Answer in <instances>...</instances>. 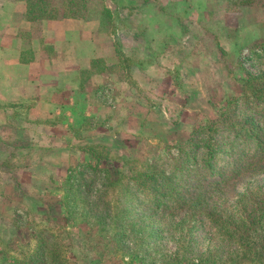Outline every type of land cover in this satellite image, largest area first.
<instances>
[{"label": "rangeland", "instance_id": "rangeland-1", "mask_svg": "<svg viewBox=\"0 0 264 264\" xmlns=\"http://www.w3.org/2000/svg\"><path fill=\"white\" fill-rule=\"evenodd\" d=\"M143 1L156 4L159 12L164 14L167 26H172L167 16L176 17L179 11L184 10L174 1L168 3L170 0ZM33 3L37 7L43 6L39 0H33ZM113 3L114 0H104L95 5L104 7ZM190 3L193 9H204L201 0H191ZM227 3L221 6L224 14L207 10L204 14H194L196 18L187 19L186 24L183 21L180 27L190 29L192 33L199 31L197 37L201 41V53L196 51L198 47L193 48L194 42L188 46L187 53L200 54V58L188 64L186 61V95L177 90L184 85V78L175 75L174 89L170 86L159 96V113L147 117L149 126L135 137L129 138L130 133H126L127 136L116 133L104 142L105 146L97 143L95 147H71V155L63 158L67 160L62 163L51 162L54 157L49 154L50 162L47 164L43 163L45 157L41 152L46 154L47 150L52 149L16 146L36 140L32 141L21 131L11 130L10 127L7 129L5 117H0V141L3 143L0 147V203L4 199L9 202L11 214L7 217L12 225L0 226V264H28L44 231L49 241L60 245L65 264H175V261L178 264H264V252L261 251L264 247V204L256 205L260 209L258 213L262 226L258 224L246 228L244 236L235 238L230 244L235 250L226 246L216 253L214 260L207 261L206 249L210 241L206 237V241L199 240L193 244L198 250L196 254L191 255L186 248V260L176 248L178 236L173 232H164L159 234L160 237L140 233L137 238L117 244L116 228L105 225L102 226L103 230L94 229L92 224L95 222L88 218L86 212L87 203L81 200L82 194L83 198L90 194L86 191L93 193L94 201H97L99 193L106 191V203L110 201L116 209L121 205L122 209L130 207L131 203L120 204L117 200L130 190L136 192L141 175L151 171L157 174L164 172V176L170 178L165 183L166 188L180 187L186 181V156L176 162L185 166L176 174V165L169 159V154L177 153L176 147L185 144L192 132L208 119L217 120L233 100L240 104L236 109L242 120L264 123V103L249 97L250 91L244 85L251 75L264 80V0H258L253 6L255 9L247 14L242 12V8ZM228 18H234V21ZM186 36H190L188 30ZM258 84L256 89H259ZM144 104L148 105L144 112L152 107L151 101L148 103L144 100ZM23 118L20 114L15 117V122ZM166 123L171 131L163 133L158 125ZM179 127L182 129L178 132L179 139H176L172 135L177 134ZM73 134L80 144L79 137L84 134ZM186 136L187 139L180 140ZM231 140L235 149L248 153L247 156L259 151L258 145L247 138L234 136ZM37 143L41 142L38 140ZM6 144L15 148L5 147ZM231 148L228 149L230 155H220L215 161L214 172L207 176L206 181L221 179L229 158L234 154ZM192 161L193 156L187 167H191ZM28 163H31L32 169L25 171ZM92 180L95 186L88 189ZM224 188L219 207L229 208L233 214L236 211L233 208L242 209L241 204L247 205L244 201L253 205L256 201H264V177L241 180L234 187ZM143 198L139 192L135 199L140 203ZM143 208H138L137 213H143ZM175 225L186 226V222H175ZM225 225L223 221L217 224L223 228ZM231 229L234 226H230ZM228 235L217 237L212 246L225 245ZM187 246H190L189 242H186Z\"/></svg>", "mask_w": 264, "mask_h": 264}, {"label": "crops", "instance_id": "crops-1", "mask_svg": "<svg viewBox=\"0 0 264 264\" xmlns=\"http://www.w3.org/2000/svg\"><path fill=\"white\" fill-rule=\"evenodd\" d=\"M39 1L42 7L33 0H0V117L7 129L36 140L16 146L51 148L46 154L40 150L47 164L50 155L54 164L64 162L74 146H105L116 133H130L129 138L142 133L149 126L147 117L159 113L160 94L174 89L175 75L184 78L177 90L186 95V65L200 58L189 55L188 46L194 42L201 53V41L197 30L187 29L186 36L183 21L207 10L224 14L222 4L232 3L201 0L204 9H193L191 0H170L184 10L167 16L172 21L167 26L156 4L143 0H114L104 7L95 5L104 0ZM254 9L243 7L242 12ZM144 100L152 102L146 112ZM20 114L24 118L15 122ZM158 126L163 133L171 131L167 123ZM181 129L172 136L179 139ZM73 133L84 134L81 145ZM31 169V163L24 168ZM9 208L4 199L0 226L12 227Z\"/></svg>", "mask_w": 264, "mask_h": 264}, {"label": "trees", "instance_id": "trees-1", "mask_svg": "<svg viewBox=\"0 0 264 264\" xmlns=\"http://www.w3.org/2000/svg\"><path fill=\"white\" fill-rule=\"evenodd\" d=\"M257 1L232 0V5H236L238 8L251 7ZM257 84L259 89H256ZM244 85L250 91L249 97L264 103L263 79L260 80L257 75H251L250 80ZM238 105L240 104L237 100L231 101L229 107L221 113L217 120L208 119L192 132L190 139L185 144L176 147L177 153L169 154L171 157L168 158L176 165V174L185 168L180 162L178 164L176 162L182 160L184 155L186 156V181L180 187L166 188L165 183L170 178H166L164 172L157 174L151 171L141 175L136 192L130 190L128 193L120 195L117 200L120 204L131 203L130 207L122 209L123 205H121L116 209L110 201L106 203V191L104 194L97 195V201L93 200L91 191H86L90 194H86L85 198L82 194L81 200H85L87 203L88 218L96 223L92 224L94 229L103 230L102 226L105 225L111 226L110 228L113 229L116 228L115 242L117 244L137 238L140 233L157 234L160 237L159 234L164 232H173L178 236L176 248L185 256V260L186 248L191 255L196 254L198 250L193 244L199 240L206 241V237L210 241V246L206 249L207 261H210L216 258V253L218 254L220 249L222 250L226 246L233 249L230 244L235 238L244 236L243 231L246 228L258 224L262 226L261 215L258 213L260 209L256 205H263L264 201H256L254 205L244 201L247 203V205L241 204L244 208H233L236 210L235 214L230 213L229 208L219 207L220 195L226 189L224 187H234L241 180L264 177V123H257L249 119L242 120L236 109ZM234 136L251 140L253 144L258 145L259 151H255L251 156H247L246 152L241 153L240 150L235 149V145L232 143L231 139ZM229 147H232L234 154L231 153L233 156L229 158L221 179L206 181L207 176L214 172L215 161L220 155H230ZM192 156L191 167H187ZM90 184H88V189L94 188L95 181H90ZM102 186L105 188L104 183ZM139 192L144 197L140 203L135 199ZM141 206L144 207L143 213H137ZM221 221L226 224L224 228L217 226ZM175 222H186V226L175 225ZM230 226H234L232 231ZM178 230L179 233H177ZM45 233V231L42 232V237L34 247L32 255L34 263L31 259L28 264H65L60 245L49 241ZM227 234L229 235L227 241L224 242L225 245L212 246V242L217 237L223 238ZM186 242H189L190 246L186 247ZM211 249H215V251ZM261 251L264 252V247ZM251 253H253L252 250ZM174 263L178 264L179 262L175 261ZM188 263L190 262L188 261Z\"/></svg>", "mask_w": 264, "mask_h": 264}]
</instances>
